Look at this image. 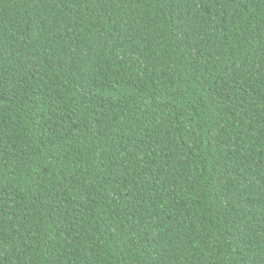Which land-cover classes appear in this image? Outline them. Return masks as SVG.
Wrapping results in <instances>:
<instances>
[{
  "label": "trees",
  "instance_id": "16d2710c",
  "mask_svg": "<svg viewBox=\"0 0 264 264\" xmlns=\"http://www.w3.org/2000/svg\"><path fill=\"white\" fill-rule=\"evenodd\" d=\"M0 264H264V0H0Z\"/></svg>",
  "mask_w": 264,
  "mask_h": 264
}]
</instances>
